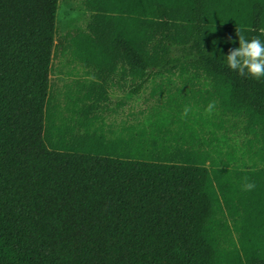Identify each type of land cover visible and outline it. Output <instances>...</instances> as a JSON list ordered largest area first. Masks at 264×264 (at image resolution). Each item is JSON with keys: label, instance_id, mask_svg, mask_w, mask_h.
I'll return each instance as SVG.
<instances>
[{"label": "trees", "instance_id": "16d2710c", "mask_svg": "<svg viewBox=\"0 0 264 264\" xmlns=\"http://www.w3.org/2000/svg\"><path fill=\"white\" fill-rule=\"evenodd\" d=\"M70 1L47 104L58 0H0V264H264V0Z\"/></svg>", "mask_w": 264, "mask_h": 264}, {"label": "rangeland", "instance_id": "374dc122", "mask_svg": "<svg viewBox=\"0 0 264 264\" xmlns=\"http://www.w3.org/2000/svg\"><path fill=\"white\" fill-rule=\"evenodd\" d=\"M86 15H84L78 5L70 0H58L56 12L55 32L53 48L51 54V63L49 70V89L47 104L55 91V88L62 86L63 83L70 81L76 75L82 73V69L75 64H66L61 56L63 38L68 33L84 27ZM70 72V73H69ZM118 94V98H123L125 103L120 106L118 117L127 122H134L143 117L146 107L152 103V100H146V93L136 97H125ZM123 96V97H122ZM118 119V118H117ZM46 138V131L44 132Z\"/></svg>", "mask_w": 264, "mask_h": 264}, {"label": "clouds", "instance_id": "9594fccd", "mask_svg": "<svg viewBox=\"0 0 264 264\" xmlns=\"http://www.w3.org/2000/svg\"><path fill=\"white\" fill-rule=\"evenodd\" d=\"M239 46L229 49L227 58V66L236 71L240 76H251L257 80L264 77V43L253 36L251 40L245 38L237 29ZM215 108V101L207 105L206 112L211 114ZM191 111L190 107L185 106L183 115L186 117ZM256 187L253 181L248 177L244 178L242 188L244 191H252Z\"/></svg>", "mask_w": 264, "mask_h": 264}]
</instances>
